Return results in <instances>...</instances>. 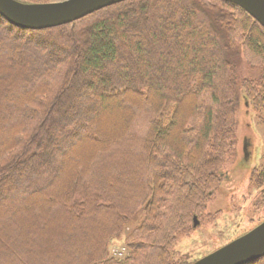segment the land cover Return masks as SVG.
I'll return each instance as SVG.
<instances>
[{
    "label": "trees",
    "instance_id": "16d2710c",
    "mask_svg": "<svg viewBox=\"0 0 264 264\" xmlns=\"http://www.w3.org/2000/svg\"><path fill=\"white\" fill-rule=\"evenodd\" d=\"M241 98L264 124V29L219 0L0 18V264H188L171 247L236 155Z\"/></svg>",
    "mask_w": 264,
    "mask_h": 264
},
{
    "label": "rangeland",
    "instance_id": "374dc122",
    "mask_svg": "<svg viewBox=\"0 0 264 264\" xmlns=\"http://www.w3.org/2000/svg\"><path fill=\"white\" fill-rule=\"evenodd\" d=\"M59 1L63 0L50 3ZM242 66L239 65V71L243 70ZM236 117V155L222 165V181L201 212L194 215L196 226L193 218L189 231L175 237L171 247L174 262L192 264L264 221V186L257 188L250 181L251 172L264 163V124L257 122L242 98ZM126 231L109 244V253L114 258H123L128 253L124 240Z\"/></svg>",
    "mask_w": 264,
    "mask_h": 264
},
{
    "label": "water",
    "instance_id": "95a60500",
    "mask_svg": "<svg viewBox=\"0 0 264 264\" xmlns=\"http://www.w3.org/2000/svg\"><path fill=\"white\" fill-rule=\"evenodd\" d=\"M129 0H63L26 4L0 0V18L13 27L44 31L78 21L104 8ZM234 5L264 29V0H219ZM197 220L193 219L196 226ZM264 257V221L241 237L192 264H251Z\"/></svg>",
    "mask_w": 264,
    "mask_h": 264
},
{
    "label": "built area",
    "instance_id": "2783aa9c",
    "mask_svg": "<svg viewBox=\"0 0 264 264\" xmlns=\"http://www.w3.org/2000/svg\"><path fill=\"white\" fill-rule=\"evenodd\" d=\"M118 255H120V256H121L122 254H121V253H118Z\"/></svg>",
    "mask_w": 264,
    "mask_h": 264
}]
</instances>
